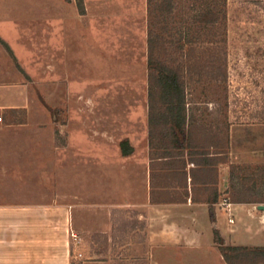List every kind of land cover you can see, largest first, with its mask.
<instances>
[{
  "label": "rangeland",
  "instance_id": "obj_1",
  "mask_svg": "<svg viewBox=\"0 0 264 264\" xmlns=\"http://www.w3.org/2000/svg\"><path fill=\"white\" fill-rule=\"evenodd\" d=\"M226 14L223 26L206 31L196 24L201 41L208 33L225 40L227 81L195 82L192 114L207 123L230 124L229 186L221 190L220 170L216 184L222 199L240 195L264 204V0H227ZM0 38L11 49L0 41L4 124L16 126L26 115L39 114V126L65 131L58 137L61 144L69 133L71 176L89 173L85 167L98 158L109 182L116 174L110 161L120 160L121 141L133 134L137 145L149 141L147 0H0ZM88 130L101 135L97 150ZM243 150L255 151L260 160L238 162ZM230 163L237 164L233 176ZM154 172L155 182L169 180L162 165L155 164ZM192 191L203 196L200 186ZM135 216L122 213L119 227L140 225ZM81 238L74 240L72 252L81 250L83 259L110 244L106 234ZM124 249L120 264H146L143 255ZM126 254L134 255L129 262ZM257 262L264 264V257Z\"/></svg>",
  "mask_w": 264,
  "mask_h": 264
},
{
  "label": "crops",
  "instance_id": "obj_2",
  "mask_svg": "<svg viewBox=\"0 0 264 264\" xmlns=\"http://www.w3.org/2000/svg\"><path fill=\"white\" fill-rule=\"evenodd\" d=\"M25 117L16 126L0 122L5 125L0 127V264H120L123 248L127 254L143 255L146 264H232L215 241L214 229L226 245L264 247L260 203L229 198L228 206H223L220 195L212 222L209 205L193 200L191 178L188 193L179 188L165 194L178 201L153 202L148 139L140 146L134 134L130 137L133 151L124 154L121 148L120 160L110 161L116 174L109 182L103 180L104 165L98 158L84 165L89 173L76 170L71 176L75 170L66 157L73 145L70 134L61 144L63 129L39 126V114ZM94 132L88 130L87 135L97 150L101 135ZM254 152L238 151V162H257L260 155ZM220 165V188L225 191L229 163ZM125 211L142 223L119 227ZM98 233L109 238L105 251L91 259H83L81 250L73 254L74 240ZM133 256L127 255L126 262ZM245 260L239 257L237 263ZM252 261L260 264L256 256Z\"/></svg>",
  "mask_w": 264,
  "mask_h": 264
},
{
  "label": "trees",
  "instance_id": "obj_3",
  "mask_svg": "<svg viewBox=\"0 0 264 264\" xmlns=\"http://www.w3.org/2000/svg\"><path fill=\"white\" fill-rule=\"evenodd\" d=\"M226 5L227 0H147L151 200L178 201V197L165 194L175 193L179 188L187 190L191 178L192 189L200 186V193L203 192L200 197L193 194V200L209 205L212 222L216 221L215 204L220 195L216 186L218 165L230 162V124L207 123L195 117L191 87L197 81L223 85L227 81L225 40L206 32L209 37L201 41L196 34V24L206 31L223 26ZM0 41L11 51L4 40ZM121 148L124 154L133 151L128 140L121 141ZM155 164L162 165L169 180L155 182ZM230 166L233 176L237 164ZM197 178L201 179L199 183ZM167 187L174 192L164 191ZM231 199L263 202L240 195ZM214 235L224 257L232 264H239V257L245 256V261L264 257V247L229 246L218 229H214Z\"/></svg>",
  "mask_w": 264,
  "mask_h": 264
},
{
  "label": "built area",
  "instance_id": "obj_4",
  "mask_svg": "<svg viewBox=\"0 0 264 264\" xmlns=\"http://www.w3.org/2000/svg\"><path fill=\"white\" fill-rule=\"evenodd\" d=\"M3 121V117H2V115H0V122H2ZM228 199H224L222 202H221V204L223 205V206H228ZM231 221H233V219H231Z\"/></svg>",
  "mask_w": 264,
  "mask_h": 264
},
{
  "label": "water",
  "instance_id": "obj_5",
  "mask_svg": "<svg viewBox=\"0 0 264 264\" xmlns=\"http://www.w3.org/2000/svg\"><path fill=\"white\" fill-rule=\"evenodd\" d=\"M259 209H262V210H264V204H259Z\"/></svg>",
  "mask_w": 264,
  "mask_h": 264
}]
</instances>
